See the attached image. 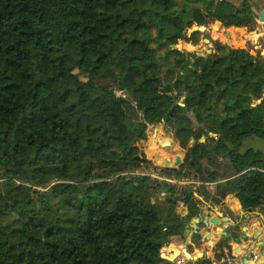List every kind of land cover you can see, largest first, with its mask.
Instances as JSON below:
<instances>
[{
    "label": "trees",
    "instance_id": "obj_1",
    "mask_svg": "<svg viewBox=\"0 0 264 264\" xmlns=\"http://www.w3.org/2000/svg\"><path fill=\"white\" fill-rule=\"evenodd\" d=\"M255 18L248 0H0V264H165L199 201L140 172L137 143L159 122L186 150L165 177L264 207V152L240 149L264 140V60L174 47L193 24L252 31ZM168 249L170 263L189 256Z\"/></svg>",
    "mask_w": 264,
    "mask_h": 264
},
{
    "label": "rangeland",
    "instance_id": "obj_2",
    "mask_svg": "<svg viewBox=\"0 0 264 264\" xmlns=\"http://www.w3.org/2000/svg\"><path fill=\"white\" fill-rule=\"evenodd\" d=\"M234 1L236 5H240L241 3V0ZM248 1L252 3V0ZM261 23H264V19L262 22L261 20L259 22L257 18L252 31H249L246 27H239L240 30L234 29L232 27L225 28L221 25L219 21H212L204 26L199 27L193 24L190 28L186 30L185 37L183 39H179L174 47L180 51H183L184 53L191 52L196 54H205L207 49L211 50L213 48V41H218L228 47L248 49L252 54L257 55L263 61L264 26ZM257 29L259 30L258 33L256 32ZM193 31H199L196 36V42H193V38L190 37ZM229 34H232L234 36L235 42L229 39ZM204 39H208L209 41L206 42ZM210 136H212V134H210ZM170 140L173 141L171 146L165 144V142ZM192 143L193 142H191V144ZM247 148H253L264 152V140L253 135L248 136L243 140L240 149L241 151H243ZM158 151L163 152V155L166 158L165 161L168 160L170 161V163L176 160L175 154H178L183 161L184 155L186 153V150L180 147L179 142L174 136L173 130L164 122L149 125L147 127V138L137 143V152L139 154L143 153L146 159L149 160V163L144 164L140 172L151 174L152 177L154 176L155 178L156 176H158L157 178L161 180L160 177H165V174L162 173V169L165 168V166L160 159H156L154 157V153H159ZM165 161L163 162L166 163ZM203 165H207L205 160H203ZM174 180H176V182L172 184L175 185V189L178 192L185 187L197 188L198 186L201 187L202 185L200 181L195 180L193 178L192 174H190L188 177H182L180 179L174 178ZM183 181L185 183H183ZM163 188L165 187L163 186ZM162 194H165V191L162 190V192H160V190L157 189L156 196L160 197V199L158 200H164L165 195ZM191 237L192 239L197 241L198 236L190 230L185 234L182 243L179 245L189 246L190 249L187 248L189 256H192L193 259H196L201 252H191L192 245H189V242L192 240ZM162 254L164 255L163 257L167 260H172V258L174 257V255H171V253L169 252L168 246L162 249ZM183 256L184 255L180 254L178 256H175L173 264H177L178 259H181Z\"/></svg>",
    "mask_w": 264,
    "mask_h": 264
},
{
    "label": "crops",
    "instance_id": "obj_3",
    "mask_svg": "<svg viewBox=\"0 0 264 264\" xmlns=\"http://www.w3.org/2000/svg\"><path fill=\"white\" fill-rule=\"evenodd\" d=\"M263 8L264 0L252 2L256 20ZM261 24L264 26V23ZM201 184L203 183L201 182ZM203 188L210 193L209 197L203 193L199 194L195 187L192 188L195 198L199 201L197 205L199 207L198 214L202 211H209L208 220L212 221L215 217L217 220H215V223L210 222L207 226L203 224L202 217L199 223L195 220L192 221L191 232L197 235L198 238L195 241L191 237L192 240L189 242V245H192L191 252H201L203 256L212 260V264H225L219 261L225 250L230 254L246 253L247 258L242 261V264H264L263 248L260 247V244H264V207L255 210L243 209L239 199L233 193L220 195L221 193L218 192L216 194V182L204 183ZM163 190L167 193L166 188ZM228 194H231V197L227 198ZM213 195L215 197L212 198ZM177 207L179 216L187 214L188 208L185 203L183 206L178 204ZM251 234H254L253 238L250 236ZM181 243L182 241L175 237L167 246H184L179 245ZM185 247L190 249L187 245ZM206 251H208L207 255L205 254ZM252 254H255L256 257H253ZM182 258L189 261L187 255Z\"/></svg>",
    "mask_w": 264,
    "mask_h": 264
},
{
    "label": "water",
    "instance_id": "obj_4",
    "mask_svg": "<svg viewBox=\"0 0 264 264\" xmlns=\"http://www.w3.org/2000/svg\"><path fill=\"white\" fill-rule=\"evenodd\" d=\"M263 18H264V8L261 9L260 12H259L258 21L263 20ZM256 32L258 33L259 30L257 29ZM204 40H205L206 42L209 41L208 39H204ZM210 52H211L210 49H207V50H206V53H210ZM172 143H173L172 140L165 142V144H167L168 146H171ZM175 156H176V157H175L176 160L173 161L171 164H167V163L162 162V163L164 164V166H165V167H175V166H178V165L182 162V159H181V157H180L178 154H175ZM163 189H165V188H163V185H160V186L158 187V190H160V192H162ZM229 197H231V194H228V195H227V198H229ZM188 201H189V199H186L185 202H179V204H180V205H183L184 203H186V202H188ZM262 207H263V206H260L261 209H262ZM209 213H210L209 211H202V212L199 213V214L197 215V217L194 219L195 222H197V223L201 222L200 219H201V217H202V218H203V219H202V222H203V224H205L206 226H207L210 222H214V223H215V220H217L216 217L213 218L212 221H209V220H208L209 215H210ZM185 215H186V214H182V215H180V218H181V219H184V218H185ZM196 232H197V230H196ZM250 236L253 238V237H254V234H251ZM255 236H256V234H255ZM260 247L263 248V251H262V252H263V254H264V244H260ZM163 248H164V247H162L161 250H160V257L164 260V263H165V264H173V263L168 262V260L162 256V249H163ZM202 256H203V254H201V253L198 255V257H197L196 259H193L192 256H191V257L188 256L187 260H189V261L191 262V264H195V261H196L197 259L201 258Z\"/></svg>",
    "mask_w": 264,
    "mask_h": 264
},
{
    "label": "built area",
    "instance_id": "obj_5",
    "mask_svg": "<svg viewBox=\"0 0 264 264\" xmlns=\"http://www.w3.org/2000/svg\"><path fill=\"white\" fill-rule=\"evenodd\" d=\"M157 177L158 176H156V178ZM160 179L164 180L166 182H170L171 184L176 182V180H174V178L160 177ZM183 183H185V182L183 181ZM190 183H194V182H190ZM165 194H166V191H165ZM165 194H162V195H165ZM205 254L207 255L208 251H206ZM252 256L256 257L255 254H252ZM246 258H247L246 253L245 254H230V253H228L227 250H225L224 253L220 256L219 261L221 263H225V264H242V261H244V259H246ZM183 261H185L183 258L178 259L177 264H181Z\"/></svg>",
    "mask_w": 264,
    "mask_h": 264
},
{
    "label": "bare ground",
    "instance_id": "obj_6",
    "mask_svg": "<svg viewBox=\"0 0 264 264\" xmlns=\"http://www.w3.org/2000/svg\"><path fill=\"white\" fill-rule=\"evenodd\" d=\"M264 19V18H263ZM240 30V29H239ZM229 39H231V40H233V42H235L234 41V36L232 35V34H229ZM232 42V41H231ZM159 152V151H158ZM164 153L163 152H159V153H154V157L156 158V159H160L162 162L163 161H165V157H164V155H163ZM167 164H171L170 163V161H165ZM162 256H164L163 254H162Z\"/></svg>",
    "mask_w": 264,
    "mask_h": 264
}]
</instances>
